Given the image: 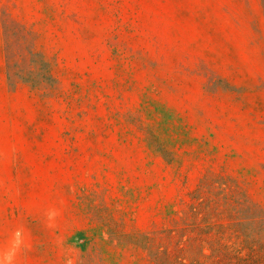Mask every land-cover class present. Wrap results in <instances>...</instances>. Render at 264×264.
Wrapping results in <instances>:
<instances>
[{
  "label": "rangeland",
  "instance_id": "rangeland-1",
  "mask_svg": "<svg viewBox=\"0 0 264 264\" xmlns=\"http://www.w3.org/2000/svg\"><path fill=\"white\" fill-rule=\"evenodd\" d=\"M249 205L264 0H0V264H158Z\"/></svg>",
  "mask_w": 264,
  "mask_h": 264
},
{
  "label": "trees",
  "instance_id": "trees-1",
  "mask_svg": "<svg viewBox=\"0 0 264 264\" xmlns=\"http://www.w3.org/2000/svg\"><path fill=\"white\" fill-rule=\"evenodd\" d=\"M225 215L222 223L206 216L198 236L187 239V256L171 258L159 248L149 251L158 264H264V210L249 205L230 208ZM149 240L148 234L138 233L129 241L146 246Z\"/></svg>",
  "mask_w": 264,
  "mask_h": 264
}]
</instances>
